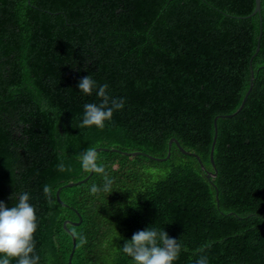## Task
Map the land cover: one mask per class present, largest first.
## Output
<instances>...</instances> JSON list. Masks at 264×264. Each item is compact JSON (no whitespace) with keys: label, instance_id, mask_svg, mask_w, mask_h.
Wrapping results in <instances>:
<instances>
[{"label":"trees","instance_id":"16d2710c","mask_svg":"<svg viewBox=\"0 0 264 264\" xmlns=\"http://www.w3.org/2000/svg\"><path fill=\"white\" fill-rule=\"evenodd\" d=\"M254 7L0 0V202L11 208L29 194L39 264H68L72 235L70 264H135L122 248L150 227L181 245L173 264L202 255L208 264H264V0L245 18ZM251 70L242 109L216 120L212 164L214 117L237 110ZM90 75L97 86L88 95L78 85ZM104 84L123 109L103 129L80 128ZM172 137L190 153L172 142L166 159L145 155L165 158ZM90 147L109 148L97 151L105 174L63 186L88 175L78 157ZM105 175L112 192L91 194Z\"/></svg>","mask_w":264,"mask_h":264},{"label":"clouds","instance_id":"9594fccd","mask_svg":"<svg viewBox=\"0 0 264 264\" xmlns=\"http://www.w3.org/2000/svg\"><path fill=\"white\" fill-rule=\"evenodd\" d=\"M96 81L90 76L84 77L79 82V89L85 94L91 95ZM108 85L98 86L97 96L101 103H87L84 105V117L80 128L96 126L105 127V121L111 120L116 110L124 107L123 98H110L107 93ZM85 171L105 174V168L97 164V151L88 148L78 157ZM64 164L58 165L60 171H64ZM112 180L105 175L104 185L101 189L93 184L90 187L91 194L100 191L111 193ZM44 194L51 201L55 195L51 186L45 185ZM13 198V197H12ZM28 193H21L18 203L9 208L0 202V264H10L11 258H18L17 264H39V255L34 254V233L37 230V215L35 207L29 203ZM123 252L130 256L135 264H173L181 252V245L168 233L158 231L155 228L140 230L122 248ZM201 252L203 249L200 250ZM195 264H208L207 256H200Z\"/></svg>","mask_w":264,"mask_h":264},{"label":"water","instance_id":"95a60500","mask_svg":"<svg viewBox=\"0 0 264 264\" xmlns=\"http://www.w3.org/2000/svg\"><path fill=\"white\" fill-rule=\"evenodd\" d=\"M254 1H255V7H254V10H253L250 14L244 16L245 18H248V17H250V16H252V15H254V14L260 12V10H261V7H260V0H254ZM258 49H259V42H258V44H257L256 51H257ZM253 78H254V73H253V71L251 70V77H250V85H249V88L247 89V91H246V93H245V95H244V97H243V99H242V101H241L239 107L237 108V110H236L235 112L230 113V114H227V115H217V116L214 117V136H213V140H212V144H211V149H210V159H211L212 164H214V163H213L214 161H213V155H212V154H213L214 145H215V140H216V136H217V125H216V120H217L219 117H232V116H234L237 112H239V111L242 109V107H243V105H244V103H245V101H246V98H247V96H248V94H249V92H250V90H251V87H252V85H253ZM172 142H175V143L177 144L179 150H180L181 152H183L184 154H189V153H190L189 151L185 150V149L179 144V142L177 141L176 138L172 137V138L169 140L168 152H167L165 158L153 157V156L148 155V154H145V155L148 156V157H150V158H152V159H155V160H163V159H166V158L169 157V155H170V148H171V144H172ZM95 149H96V151H100V150H108L109 148H105V147H97V148H95ZM124 153H125V154L136 155V154H139V153H141V152H139V151H134V152H124ZM193 155H195V156L197 157V159H198V161H199V163H200V165H201V168L204 169V165H203V163H202L200 157H199L196 153H193ZM91 174H92V172H89L88 175H87L86 177H84L83 179L78 180V181H76V182H69V183H67V184H64L63 186L68 187V186H72V185H76V184L82 183V182L86 181V180L90 177ZM207 176H215V172H213V173H207ZM61 188H62V186H60V187L56 190V198H57V200H58L59 203H61V204H65V203L61 200V198H60V196H59V192H60V189H61ZM79 222H80V221L75 222L74 224H78ZM66 224H67V220L63 223V227H64V228H66ZM72 239H73V246H72L71 252H70V254H69L68 264L71 263V258H72V255H73V252H74V249H75V237H74L73 235H72Z\"/></svg>","mask_w":264,"mask_h":264}]
</instances>
